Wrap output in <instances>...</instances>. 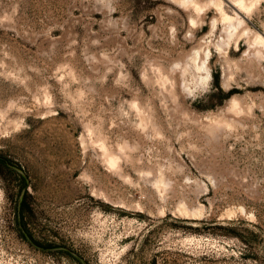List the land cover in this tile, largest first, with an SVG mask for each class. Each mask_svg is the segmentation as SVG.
<instances>
[{
	"label": "rangeland",
	"instance_id": "374dc122",
	"mask_svg": "<svg viewBox=\"0 0 264 264\" xmlns=\"http://www.w3.org/2000/svg\"><path fill=\"white\" fill-rule=\"evenodd\" d=\"M0 264H264V0H0Z\"/></svg>",
	"mask_w": 264,
	"mask_h": 264
},
{
	"label": "bare ground",
	"instance_id": "6f19581e",
	"mask_svg": "<svg viewBox=\"0 0 264 264\" xmlns=\"http://www.w3.org/2000/svg\"><path fill=\"white\" fill-rule=\"evenodd\" d=\"M233 5H235V4H233ZM238 9H239V7H238ZM241 9V8H240Z\"/></svg>",
	"mask_w": 264,
	"mask_h": 264
}]
</instances>
